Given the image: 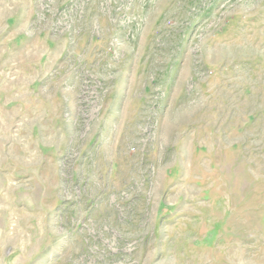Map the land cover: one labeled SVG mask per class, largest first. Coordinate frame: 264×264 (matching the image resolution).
<instances>
[{"label":"rangeland","instance_id":"1","mask_svg":"<svg viewBox=\"0 0 264 264\" xmlns=\"http://www.w3.org/2000/svg\"><path fill=\"white\" fill-rule=\"evenodd\" d=\"M0 264H264V0H0Z\"/></svg>","mask_w":264,"mask_h":264}]
</instances>
